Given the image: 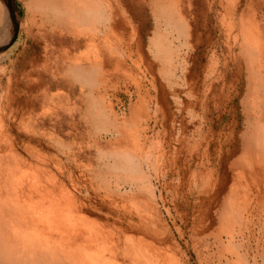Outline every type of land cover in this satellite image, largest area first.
Returning <instances> with one entry per match:
<instances>
[{"label":"rangeland","instance_id":"374dc122","mask_svg":"<svg viewBox=\"0 0 264 264\" xmlns=\"http://www.w3.org/2000/svg\"><path fill=\"white\" fill-rule=\"evenodd\" d=\"M13 1L0 142L32 203L108 263L264 264V185L237 162L264 153V0Z\"/></svg>","mask_w":264,"mask_h":264},{"label":"bare ground","instance_id":"6f19581e","mask_svg":"<svg viewBox=\"0 0 264 264\" xmlns=\"http://www.w3.org/2000/svg\"><path fill=\"white\" fill-rule=\"evenodd\" d=\"M171 9L176 13L172 5H167L162 11L169 17ZM13 12L8 2L6 16ZM171 23L179 31L184 30L185 23L179 15ZM250 142V137L246 138L243 144L244 156L237 159V162L244 167V173H247L251 181H259L264 185V156L261 160V154L257 156L258 152L264 153L252 147ZM7 149V145L0 142V264H113L108 263L106 250L98 245L102 241L90 233L85 234L79 226L74 228L68 223L63 226L65 221L58 213L53 214V207L46 212L45 204L32 203L30 191L38 192L40 201L47 192L35 180L31 181L27 159L20 158L13 147L5 152ZM242 172L240 180L244 178ZM237 182L248 185L247 181ZM75 221L79 223L77 218Z\"/></svg>","mask_w":264,"mask_h":264},{"label":"water","instance_id":"95a60500","mask_svg":"<svg viewBox=\"0 0 264 264\" xmlns=\"http://www.w3.org/2000/svg\"><path fill=\"white\" fill-rule=\"evenodd\" d=\"M8 2H10L11 7L14 9V1L13 0H7Z\"/></svg>","mask_w":264,"mask_h":264}]
</instances>
